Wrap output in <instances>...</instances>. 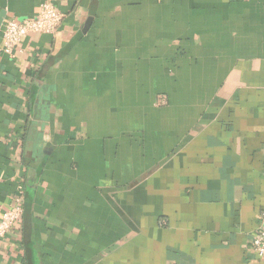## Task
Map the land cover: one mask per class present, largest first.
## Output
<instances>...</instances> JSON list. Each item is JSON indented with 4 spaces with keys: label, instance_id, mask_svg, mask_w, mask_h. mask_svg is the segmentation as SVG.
I'll return each mask as SVG.
<instances>
[{
    "label": "crops",
    "instance_id": "1",
    "mask_svg": "<svg viewBox=\"0 0 264 264\" xmlns=\"http://www.w3.org/2000/svg\"><path fill=\"white\" fill-rule=\"evenodd\" d=\"M44 1L0 53V264H264V0H0V38Z\"/></svg>",
    "mask_w": 264,
    "mask_h": 264
},
{
    "label": "built area",
    "instance_id": "2",
    "mask_svg": "<svg viewBox=\"0 0 264 264\" xmlns=\"http://www.w3.org/2000/svg\"><path fill=\"white\" fill-rule=\"evenodd\" d=\"M63 16V13L52 2L44 1L33 18L22 20L7 18L4 21L0 38V53L12 55L21 38L28 34L54 33L61 26ZM23 193L24 188L20 187L13 196L12 204L0 216V239L4 238L20 222L23 213ZM249 247L256 257L264 256V220L250 240Z\"/></svg>",
    "mask_w": 264,
    "mask_h": 264
}]
</instances>
